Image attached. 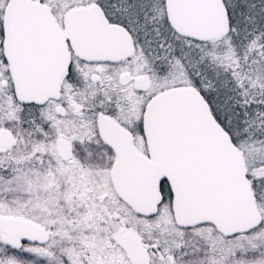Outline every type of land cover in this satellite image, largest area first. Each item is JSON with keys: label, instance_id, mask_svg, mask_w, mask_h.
<instances>
[{"label": "snow or ice", "instance_id": "1", "mask_svg": "<svg viewBox=\"0 0 264 264\" xmlns=\"http://www.w3.org/2000/svg\"><path fill=\"white\" fill-rule=\"evenodd\" d=\"M0 264H264V0H0Z\"/></svg>", "mask_w": 264, "mask_h": 264}]
</instances>
